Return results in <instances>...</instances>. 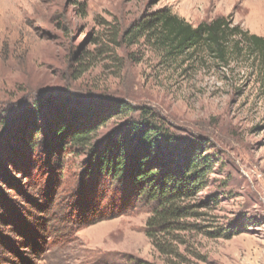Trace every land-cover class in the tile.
<instances>
[{
  "label": "rangeland",
  "instance_id": "374dc122",
  "mask_svg": "<svg viewBox=\"0 0 264 264\" xmlns=\"http://www.w3.org/2000/svg\"><path fill=\"white\" fill-rule=\"evenodd\" d=\"M163 9L194 26L227 17L264 38V0H0V264H264L260 61L247 50L226 63L206 50L170 58L131 30ZM47 98L114 114L93 135L98 151L146 113L206 142L216 166L201 198L218 202L185 220L175 251L160 254L146 235L151 204L124 181L87 177V148L54 152L44 124L38 134L21 126Z\"/></svg>",
  "mask_w": 264,
  "mask_h": 264
},
{
  "label": "trees",
  "instance_id": "16d2710c",
  "mask_svg": "<svg viewBox=\"0 0 264 264\" xmlns=\"http://www.w3.org/2000/svg\"><path fill=\"white\" fill-rule=\"evenodd\" d=\"M133 29L142 37L155 39L166 55L173 59L206 50L226 63L232 55L239 56L247 50L260 61L264 83V38L250 34L227 17L194 26L170 10L163 9L151 19L134 25ZM60 102L56 98L34 101L29 105L28 112L21 114V126L35 129L38 134V127L44 124L45 137L52 139L57 147L54 152L61 150L63 154H68L72 148H87L92 156L87 177L124 181L132 189L136 201L151 204L153 211L145 223L146 235L160 254L173 253L176 234L188 231L191 226L185 220L198 218V209L218 202L217 195L205 200L201 198V193L209 185L208 175L216 166L214 157L205 154L206 142L194 144L192 140H185L172 133L156 115L146 113L137 122L127 121L120 130L110 133L102 143L103 150L98 151L99 148L92 144L93 135L114 114L96 116L95 110L89 106L73 102L72 106L64 107ZM126 111L120 106L116 112ZM53 113L56 116L52 121L49 116ZM4 124L1 116L0 127ZM25 129L21 132L26 133ZM14 151L11 145V156H14ZM56 160L61 161V157ZM92 209L89 202L87 211ZM94 209L96 217L97 207ZM132 264L157 263L135 260Z\"/></svg>",
  "mask_w": 264,
  "mask_h": 264
}]
</instances>
